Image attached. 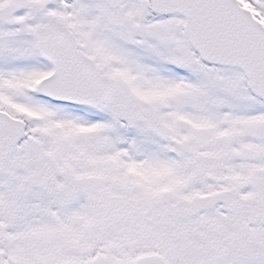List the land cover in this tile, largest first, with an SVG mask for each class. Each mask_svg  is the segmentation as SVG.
I'll return each mask as SVG.
<instances>
[{"label": "snow or ice", "instance_id": "snow-or-ice-1", "mask_svg": "<svg viewBox=\"0 0 264 264\" xmlns=\"http://www.w3.org/2000/svg\"><path fill=\"white\" fill-rule=\"evenodd\" d=\"M0 264H264V0H0Z\"/></svg>", "mask_w": 264, "mask_h": 264}]
</instances>
